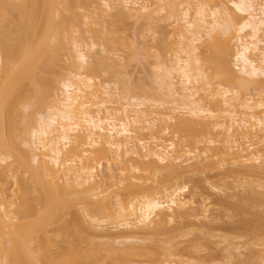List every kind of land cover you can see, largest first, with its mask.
Listing matches in <instances>:
<instances>
[{"label": "bare ground", "instance_id": "obj_1", "mask_svg": "<svg viewBox=\"0 0 264 264\" xmlns=\"http://www.w3.org/2000/svg\"><path fill=\"white\" fill-rule=\"evenodd\" d=\"M121 50L153 59L145 84ZM224 166L264 176V0H0V264H264V226L238 245L188 196Z\"/></svg>", "mask_w": 264, "mask_h": 264}, {"label": "rangeland", "instance_id": "obj_2", "mask_svg": "<svg viewBox=\"0 0 264 264\" xmlns=\"http://www.w3.org/2000/svg\"><path fill=\"white\" fill-rule=\"evenodd\" d=\"M112 21L111 22L113 24H111L112 26H110L115 31V38H117L116 35H122L124 38H127L126 40L130 39V41H132L133 39H135L136 41H138L136 42L134 40L136 43H141V36L136 34L140 32L139 22H133L128 18H123L118 21ZM158 25H160L162 28H169L166 21H160ZM133 34H135V38ZM159 34L156 38L160 37ZM123 37L121 38L123 39ZM145 38L147 39L148 37ZM136 43L135 45H137ZM151 44H153V42ZM65 45L66 55L56 60V62L54 63L53 72L42 73L43 77L52 79L61 76L66 71L67 64L73 61V58L71 57V55L73 54L71 44L69 42H66ZM135 49H137L135 51L139 50L138 47ZM138 52H136V57L131 60L124 58L125 53L123 51L120 52L119 54L121 57L118 58V65H122L121 67H119V69L121 70V72H123V74H126L124 76L121 75L122 78L130 77V82H132V84L136 82H139L140 84L141 81H143V83L141 84H145V81L143 79L145 78L146 81H148V77H150V74L148 76L147 73H150V71L152 70L151 69L149 71V69L151 68L149 62L152 58L143 59L142 55H140L139 58L137 57L139 54ZM65 57L69 58L65 59ZM146 75L148 79L146 78ZM122 78L120 77V79ZM139 84L136 83V86ZM134 85L135 84H133L132 86L134 87ZM225 168L227 167H221V170L219 171L218 169H213L212 171L205 170L206 172L195 171V173L193 174L188 173V176H183L182 178H187L190 181L189 182L187 180L189 182L188 196L190 195L196 205H205L206 207H208L209 213L214 220V222H212V226H214L215 229L212 231V233H219L221 235H225L227 238L230 237L231 241L237 243L238 245H245L249 242L254 241L259 242L263 238V235L261 233L259 234L260 229H258V227L264 226V176L228 174ZM104 170L105 169H103V171ZM257 184H261V186L258 187ZM249 195L250 197H248ZM220 199H223V201H221ZM257 213L259 214V224L256 227L241 223V220L249 222L253 221ZM176 224L178 225V223ZM183 224L188 225V227L184 230L189 232L187 235L182 237L184 241L194 240V242L198 244V252L201 254H205L210 248V250H212L215 255H219L220 249L224 245L221 241V237L211 236L210 238L208 237V241L203 240V237H207V235L203 233L202 229L195 227L194 223V225L190 224L189 221H183ZM204 245H206L207 248L204 247ZM215 245L217 246L215 247ZM243 247L245 248V246ZM258 248L264 249V245H259ZM241 250H244L246 252L247 248H241ZM242 256L244 257V255Z\"/></svg>", "mask_w": 264, "mask_h": 264}]
</instances>
